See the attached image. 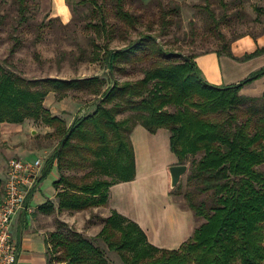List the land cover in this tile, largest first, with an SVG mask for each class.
<instances>
[{"label": "trees", "instance_id": "1", "mask_svg": "<svg viewBox=\"0 0 264 264\" xmlns=\"http://www.w3.org/2000/svg\"><path fill=\"white\" fill-rule=\"evenodd\" d=\"M72 1L88 8L89 18L83 26L90 33L91 59L102 61L106 76L25 78L0 62V123L38 120L52 127L58 137L36 180L54 166L56 203L46 200L37 211L77 212L105 205L110 186L135 176L133 127L140 124L151 133L165 128L169 149L178 163L199 154L190 162V188L183 196L192 214L204 220L177 247L165 248L149 242L137 222L111 210L102 218L96 239L117 253L123 264H264V172L258 168L264 164V96L239 91L264 75V65L237 82L215 85L204 79L194 60L208 51L238 61L258 56L264 53V45L241 56L230 50V43L239 36L257 34L244 33L226 42L219 19L207 9L211 22L206 31L223 40L219 48L181 54L166 48L148 28L138 29L153 0ZM15 5L14 32L30 19L31 3L15 0ZM157 13L163 35L166 26L175 23L179 5H160ZM55 19H41L34 39ZM131 31L137 34L129 38ZM10 35L13 45L22 42ZM112 39L126 43L109 46ZM129 68L142 76L122 81L114 78L116 72ZM106 81L109 84L102 88ZM69 90L97 95V101L92 110L76 114L67 125L50 113L43 99L51 91L61 99ZM124 112L130 113L116 117ZM63 225L60 222L45 236V264H110L102 247L75 230H61Z\"/></svg>", "mask_w": 264, "mask_h": 264}, {"label": "rangeland", "instance_id": "2", "mask_svg": "<svg viewBox=\"0 0 264 264\" xmlns=\"http://www.w3.org/2000/svg\"><path fill=\"white\" fill-rule=\"evenodd\" d=\"M143 1L149 2L150 0ZM224 2L222 4L221 0H153L149 7L144 10V17L138 29L146 30L148 28L151 32L158 35L157 40L164 43L166 48H172V50L181 52V54L219 48L223 40L218 38L216 34L206 31V25L211 22L208 21L207 9L212 10L215 17L219 19L221 26L219 29L223 32L226 42L244 33L260 35L264 32V0H224ZM30 3V19L14 32L15 0H0V62L25 78L48 76L78 78L91 75H107L102 61L91 59V46L88 43V35L90 33L83 26V21L89 18L87 16L89 11L86 6L75 3L72 0H69V4L65 2L64 9L56 5L53 0H30ZM167 4L169 6L179 5V14L176 16L177 22L175 20V23L170 24L168 27L166 26V32L162 35L159 32L161 22L158 18L157 10L160 5L166 6ZM205 5L207 6L206 8L204 7ZM63 11L67 12V18H62L59 15V12ZM45 16L57 18L59 21L55 19L53 23L46 25L45 30L41 31L40 37L35 40V27ZM226 20L229 21L225 22ZM60 21L62 23L67 22L68 25L66 27L62 26ZM11 33L20 37L22 42L13 45V40L10 37ZM136 34V31H131L128 37H134ZM97 42L102 44V37H98ZM124 43H126L125 40L112 39L108 44L109 46H121ZM11 47L14 48L12 51ZM83 52L82 56L81 53ZM241 75L242 72L236 80L241 79L246 74ZM140 76H142V73L137 69L130 68L126 69L125 72L118 71L114 74V78L118 81L132 80ZM107 84H109V81H106L102 88ZM49 93L53 95L46 94L43 99V105L51 114L63 118L67 125L76 114L92 110L94 103L97 101V95L81 92L80 90H69L61 99H57L54 92L51 91ZM261 96H264V93L256 95V97L260 98ZM242 106L245 107L247 104ZM129 113L124 112L116 117L123 118ZM238 118L239 120L241 119V117ZM68 119L71 120L69 123L67 122ZM1 123L0 180L3 181L1 178H3V174L5 176V162L10 156H18L26 160L41 158L40 168H42L45 158L57 142L58 137L53 133L54 129L38 120L29 118L24 119L23 122L15 126H7L4 125V122ZM8 123L10 122H5V124ZM15 150L18 151V154L11 153ZM160 151L157 156L162 159L163 156ZM197 157H199V154L188 155L182 162V164L186 165V170L181 174L174 186H170L169 174L167 173L168 171L166 172L168 174L166 185L167 190H169V198L175 205L176 212L189 220L191 230L188 236L204 220L203 217H196L192 214L183 196V193L190 188V183L187 181L190 162ZM258 168L264 172V164L258 166ZM54 169L53 166L42 179L41 189L46 196H49L52 192ZM63 172L67 174L75 173V175L82 173L81 170H63ZM0 191L3 192L1 183ZM35 203V200L31 201V205ZM109 213L105 207L98 206L84 211H61L56 214L53 212V215L45 214L48 215L47 220L43 223L46 227H44L46 236L50 231L55 230L61 222L64 224L60 227L61 230L66 232L75 230L102 247L110 264H123L117 253L109 251L95 237L101 227L102 218Z\"/></svg>", "mask_w": 264, "mask_h": 264}, {"label": "crops", "instance_id": "3", "mask_svg": "<svg viewBox=\"0 0 264 264\" xmlns=\"http://www.w3.org/2000/svg\"><path fill=\"white\" fill-rule=\"evenodd\" d=\"M53 2L64 9V0H53ZM59 15L62 18H67V12H59ZM262 45H264V32L255 37L247 34L233 40L230 44V50L234 56H241L243 53L250 52ZM194 60L207 82L221 85L237 82L240 79L236 80V78H239L241 72L242 75H247L263 66L264 53L247 60L238 61L224 54L219 55L214 51H208L196 55ZM239 91L247 96L263 94L264 75L244 84ZM47 95L53 94L47 93ZM70 121L67 120L68 123ZM16 124L19 123L5 124L4 122V125L7 126H15ZM168 137L169 133L165 128H158L151 133L140 124L133 127L130 140L134 153L135 176L130 181L119 182L110 186L107 203L99 207H105L109 212L116 210L137 222L142 229H145L143 230L149 242L165 248H174L187 238L191 228L187 217L176 212L177 209L169 198V190H167L166 185L167 171L168 167L177 161L169 149ZM159 151L163 156L162 159L157 156ZM11 153L18 154V151L15 150ZM40 170L41 168L39 173ZM2 177L1 186L4 182V174ZM37 177L34 186H32V193L25 202L29 209H19L13 215L10 223L11 233L17 248L16 264H45L46 261V233L43 223L47 220L48 215H53V212L45 215L38 212L36 208L46 200L56 203V199L53 186L51 194L46 196L41 189L42 179L36 182ZM56 178L57 172L54 169L52 181ZM1 196L2 192L0 191ZM32 200L36 201L34 205H31ZM56 213L57 211H55Z\"/></svg>", "mask_w": 264, "mask_h": 264}, {"label": "built area", "instance_id": "4", "mask_svg": "<svg viewBox=\"0 0 264 264\" xmlns=\"http://www.w3.org/2000/svg\"><path fill=\"white\" fill-rule=\"evenodd\" d=\"M41 158L26 160L10 156L6 160L3 192L0 197V264H16L17 248L10 223L13 215L25 205L29 189L39 173Z\"/></svg>", "mask_w": 264, "mask_h": 264}, {"label": "water", "instance_id": "5", "mask_svg": "<svg viewBox=\"0 0 264 264\" xmlns=\"http://www.w3.org/2000/svg\"><path fill=\"white\" fill-rule=\"evenodd\" d=\"M185 170L186 165L182 163H174L168 167L170 186H174L178 182L181 174H183Z\"/></svg>", "mask_w": 264, "mask_h": 264}]
</instances>
